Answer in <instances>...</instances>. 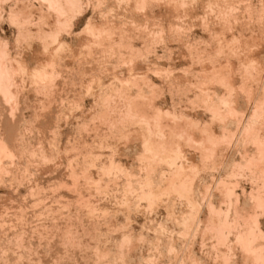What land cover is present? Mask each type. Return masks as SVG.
<instances>
[{
  "label": "clouds",
  "instance_id": "obj_1",
  "mask_svg": "<svg viewBox=\"0 0 264 264\" xmlns=\"http://www.w3.org/2000/svg\"><path fill=\"white\" fill-rule=\"evenodd\" d=\"M0 264H264V0H0Z\"/></svg>",
  "mask_w": 264,
  "mask_h": 264
}]
</instances>
